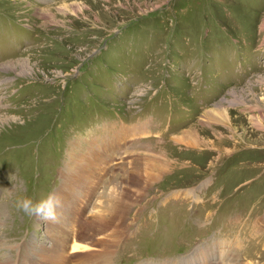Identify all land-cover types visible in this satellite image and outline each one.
Listing matches in <instances>:
<instances>
[{
    "label": "rangeland",
    "instance_id": "rangeland-1",
    "mask_svg": "<svg viewBox=\"0 0 264 264\" xmlns=\"http://www.w3.org/2000/svg\"><path fill=\"white\" fill-rule=\"evenodd\" d=\"M54 193L90 264H264V0H0V264Z\"/></svg>",
    "mask_w": 264,
    "mask_h": 264
},
{
    "label": "bare ground",
    "instance_id": "bare-ground-1",
    "mask_svg": "<svg viewBox=\"0 0 264 264\" xmlns=\"http://www.w3.org/2000/svg\"><path fill=\"white\" fill-rule=\"evenodd\" d=\"M95 155V154H94ZM97 156V155H96ZM98 157V156H97ZM103 159V158H102ZM102 159H98L96 164L90 166L91 167V171L94 169L95 171L98 170V167L100 168V162L102 161ZM94 160V159H93ZM97 168V169H96ZM84 171L88 172L87 169H83ZM82 170V171H83ZM87 174V173H86ZM89 174V173H88ZM87 174V175H88ZM83 176L84 177H88V176H85L84 172H83ZM89 178V177H88ZM134 178V177H133ZM150 178V177H149ZM151 179V178H150ZM148 183V180L144 178H138V180L136 178L134 179H131L124 182L122 185L124 187H122V194L121 197L122 199H127L129 201V205H134L136 202H138V200L142 197L143 193H141L142 189L145 187V185ZM119 201V200H118ZM122 201V200H121ZM124 201H122L123 203ZM120 203V202H118ZM118 205V204H117ZM114 208V207H113ZM116 208V206H115ZM113 209L114 211L117 210V209ZM118 208V207H117ZM122 208V212H126L128 210V204H127V207H121ZM120 211V210H119ZM108 213V212H107ZM112 213V211H111ZM111 213H109L110 215V218L108 219L109 221L107 223H110V222H115V218L113 217L114 214L111 215ZM121 213V212H120ZM79 214V213H78ZM61 215V214H60ZM126 213L124 214H120V219L119 222L122 224L124 223L125 221V216ZM62 216V215H61ZM82 216V215H81ZM103 216V215H102ZM72 218V217H71ZM74 218V216H73ZM62 219V218H60ZM101 220V218H99ZM97 219V220H99ZM103 220V218H102ZM76 221V220H75ZM74 221V222H75ZM80 221V219H79ZM83 221V220H82ZM82 221H80V224L77 225V227L75 228L72 227V228H67L66 230L61 226V225H56L55 226V222L51 224L49 231H48V236L50 235L51 239L55 240L54 242V247H43V248H40V247H37L35 246L34 248V253H32V256L31 255H28V254H25V255H22L21 256V262L20 260H18V262H14L13 264H83V262H86V261H89L88 260V256L87 254H84V253H80L81 250H85V245H82L80 244L79 242H77V240H81L83 241L84 238L82 239L81 235L82 234H85V232H87L88 228L87 226L82 223ZM92 221V220H91ZM95 221V220H94ZM98 222V221H97ZM96 222V223H97ZM102 222V221H100ZM71 223V222H69ZM78 223V222H77ZM93 223V222H91ZM95 223V224H96ZM103 223V222H102ZM64 224V223H63ZM87 224V223H86ZM112 224V223H111ZM119 225V223H117ZM116 223L115 225L118 226ZM72 225V224H71ZM107 225V224H106ZM109 225V224H108ZM107 225V226H108ZM66 226V225H65ZM120 226V225H119ZM112 227V226H110ZM121 227V226H120ZM115 228V227H114ZM117 229V228H115ZM97 230V229H96ZM99 230V228H98ZM110 230V229H109ZM119 230V229H118ZM121 230V228H120ZM91 233L92 232H95L93 229L90 230ZM101 231V230H100ZM111 231V230H110ZM114 231V230H113ZM112 231V233L114 234V232ZM122 231V230H121ZM89 232V230H88ZM111 233V235H113ZM118 233V232H117ZM115 233V234H117ZM120 233V231H119ZM118 235V234H117ZM95 236V235H94ZM109 236V235H108ZM107 236V237H108ZM120 236V235H119ZM118 236V237H119ZM93 237V236H92ZM97 237V236H96ZM99 237V236H98ZM93 239V238H92ZM96 239V238H95ZM93 240V241H98V240ZM115 239V238H113ZM117 239V238H116ZM100 242V241H99ZM99 242H96L99 244ZM111 242V241H110ZM95 243V242H93ZM96 243L94 245V247H96ZM101 243V242H100ZM113 243V242H111ZM103 243H101L102 245ZM105 244V243H104ZM44 246V245H43ZM71 246V247H70ZM99 246V245H98ZM97 246V247H98ZM26 247V246H25ZM71 248V252H68V249ZM26 249V248H25ZM95 249V248H94ZM98 249V248H97ZM105 249V248H104ZM107 249V248H106ZM96 250V249H95ZM76 251H79L78 253ZM86 251V250H85ZM84 251V252H85ZM98 251V250H97ZM82 252V251H81ZM110 252V251H109ZM28 253V252H27ZM112 253V252H110ZM83 254V255H82ZM96 256V255H95ZM92 257V256H91ZM94 257V256H93ZM99 257V255H98ZM20 259V258H19ZM34 259L37 260V262L35 263ZM83 259L82 262H80V260ZM1 260V258H0ZM5 261H7L5 259ZM100 262H93L92 264H99ZM85 264H90V262H86Z\"/></svg>",
    "mask_w": 264,
    "mask_h": 264
},
{
    "label": "clouds",
    "instance_id": "clouds-1",
    "mask_svg": "<svg viewBox=\"0 0 264 264\" xmlns=\"http://www.w3.org/2000/svg\"><path fill=\"white\" fill-rule=\"evenodd\" d=\"M61 206V198L56 193L49 195L46 199L38 203H34L29 198H23L18 201V208L24 213L53 222L57 220V209Z\"/></svg>",
    "mask_w": 264,
    "mask_h": 264
}]
</instances>
